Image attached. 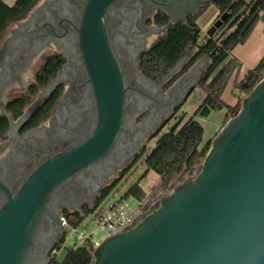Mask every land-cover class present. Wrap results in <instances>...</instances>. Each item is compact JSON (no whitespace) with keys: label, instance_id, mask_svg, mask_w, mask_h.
I'll return each instance as SVG.
<instances>
[{"label":"flooded vegetation","instance_id":"1","mask_svg":"<svg viewBox=\"0 0 264 264\" xmlns=\"http://www.w3.org/2000/svg\"><path fill=\"white\" fill-rule=\"evenodd\" d=\"M217 1L201 5L197 14L183 12L196 0H113L106 7L105 36L127 88L123 131L105 157L51 191L25 264H52L50 251L62 233L60 217H82L94 208L104 188L136 168L151 145L169 132L193 95L185 100L189 89L207 75V56L196 55L209 37L196 39L197 46L160 81L147 77L142 60L168 31L160 28L171 23L169 12H183L185 20L172 26L186 24L206 7L218 12ZM87 2L38 0L0 38V213L42 166L84 144L95 131L97 107L77 32ZM226 21L222 15L212 25L217 31ZM166 193L162 190L156 199Z\"/></svg>","mask_w":264,"mask_h":264},{"label":"water","instance_id":"2","mask_svg":"<svg viewBox=\"0 0 264 264\" xmlns=\"http://www.w3.org/2000/svg\"><path fill=\"white\" fill-rule=\"evenodd\" d=\"M112 1L88 0L77 29L97 107L95 131L42 166L0 213V264H25L51 191L105 157L123 131L127 88L104 31ZM214 1L196 0L183 12L197 14ZM183 12H169L171 23L160 31L178 19L184 22ZM215 31L213 26L208 37ZM91 264H264V78L212 141L195 177L163 197L156 209L139 214L130 228L103 240Z\"/></svg>","mask_w":264,"mask_h":264},{"label":"trees","instance_id":"3","mask_svg":"<svg viewBox=\"0 0 264 264\" xmlns=\"http://www.w3.org/2000/svg\"><path fill=\"white\" fill-rule=\"evenodd\" d=\"M37 1L16 0L9 6L0 0V38L13 23L22 19ZM215 7L219 12L217 18L226 15L227 21L222 28L198 46L196 58L208 57L215 50L210 57L206 78L197 85L200 91L199 104L187 119H185L186 113L182 112L170 126L167 137L145 152L140 161L145 165L146 173L152 172L164 177L175 168L191 170L200 159L205 157L212 143V140L208 139L201 145L203 128L197 119L208 118L213 112L224 111L226 116L232 114L231 119L237 114L239 104L230 106L221 99L232 74L239 67L238 61L231 58L230 54L235 47L245 44L259 22L264 26V0H250L248 3L243 0L234 2L219 0L215 2ZM198 16L188 18L186 24L173 25L153 44L142 60V67L148 78L160 81L184 54L197 46L196 39L200 35L196 23ZM263 70L264 55L257 65L248 71L249 78L246 85L235 84L234 87L240 92L249 93L259 82L258 75ZM128 172H122L104 188L95 206L123 180ZM124 196L140 200L143 191L138 185H133ZM89 212L91 210H87L85 215ZM65 217L73 226L78 225L82 220L77 214L75 217L66 214ZM91 262V249L88 245H82L68 248L62 262L53 259L52 264H91Z\"/></svg>","mask_w":264,"mask_h":264},{"label":"rangeland","instance_id":"4","mask_svg":"<svg viewBox=\"0 0 264 264\" xmlns=\"http://www.w3.org/2000/svg\"><path fill=\"white\" fill-rule=\"evenodd\" d=\"M216 15L217 10L213 6H209L206 7L197 17L196 22L200 29L199 41L208 37L212 27L214 26L212 24L216 18ZM263 27V23L259 22L255 26L252 32L253 35L248 44H245L244 47L239 46L235 51L234 55L239 59V70L235 71L232 74L228 84L235 89L236 93H225L224 99L227 102L231 101L233 97H236L237 93H239V91L234 87L235 84H241L242 86L246 85L249 78L248 71L251 70L254 63L256 62V59H258L264 51ZM186 67H188V64L186 65ZM263 78L264 70L259 73L258 80L260 81ZM247 95L248 93L242 92V94H240V96L237 98V104H239V107L236 110V113L241 110L243 100ZM199 100L200 97L192 95L182 107V111L179 113V115L182 112H185V119L189 118L192 115L193 110L199 104ZM231 116L232 114L226 116L225 112H213L208 118L197 119V121L203 128V138L201 145L204 144L208 139H211L213 141L225 127L226 123L231 119ZM151 147H153V145H151ZM203 160L204 158L200 159L199 163H197L189 171H184L181 168H175L164 177L157 176L152 172L146 173L145 165L140 161L139 163H137V167L130 170L125 175L123 180L110 192V196L108 198L112 199L114 194L115 199L124 197L126 198V202L131 203L133 211L137 212L138 201L135 198L125 197L124 195L127 193L130 187H132L133 185H138L143 190V192L147 193L144 196L143 207L147 210V213H149L152 210L156 209L159 205L160 200L166 195L172 193L176 187L186 181L192 180L199 172ZM162 190L167 191L166 195L163 197L160 196L158 199H156ZM82 217L83 218L81 222L78 225L74 226L75 231H72L71 229L68 230L65 242L62 244L57 256L54 258L56 259V261L62 262L66 254V250L68 248L74 247L73 245L75 244V239L80 233H83L87 238H91L92 241H102L104 239L103 234L98 229L97 221L94 217V211H91L86 215H82ZM83 241L84 237L79 242V245H81Z\"/></svg>","mask_w":264,"mask_h":264},{"label":"built area","instance_id":"5","mask_svg":"<svg viewBox=\"0 0 264 264\" xmlns=\"http://www.w3.org/2000/svg\"><path fill=\"white\" fill-rule=\"evenodd\" d=\"M193 95L197 97L200 96L199 89L196 87L193 90ZM143 191V190H142ZM147 193L143 192L142 199L138 200V211H133L131 203L125 201L126 198L115 199V194L112 199L108 198L110 193L101 200V202L92 208L91 211H94V217L97 221V226L99 231L103 234L104 239L109 238L110 236L127 230L133 225L134 218L141 212L144 202V196ZM83 218V217H82ZM60 225L62 228V233L60 239L56 242L53 248L50 251V256L54 259L62 244L65 242L66 235L68 230L75 231V227L69 223V220L65 216L60 217ZM84 237V241L81 245L79 242ZM102 240V241H103ZM102 241H92L91 238H87L83 233H80L75 239L74 247L88 245L93 252L99 247Z\"/></svg>","mask_w":264,"mask_h":264},{"label":"crops","instance_id":"6","mask_svg":"<svg viewBox=\"0 0 264 264\" xmlns=\"http://www.w3.org/2000/svg\"><path fill=\"white\" fill-rule=\"evenodd\" d=\"M2 1H3L5 4L11 6L16 0H2ZM217 15H218V12H217ZM217 15H216V17H217ZM252 35H253V34H251V35L249 36V38L247 39V41L245 42V44H248V42H249V40L251 39ZM245 44H244V45H245ZM244 45H242V46L244 47ZM238 47H239V46L235 47V48L233 49V51L231 52V58H234V59H236L237 61H239V59H238L234 54H235V51H236V49H237ZM243 47H242V48H243ZM240 49H241V48H240ZM237 51H239V50H237ZM263 55H264V51H263V53L260 55V57H259L258 59H256V62L254 63V65H253V67L251 68V70L257 65V63L260 61V59L262 58ZM237 70H239V67H238ZM230 89H231V90H230ZM228 92H230V93H232V94H233V93H236L235 89L232 88V86H230V85L228 84V85L226 86V88H225V90H224L222 96H221V99H222L225 103H227L228 105H230V106H235V105L237 104V98L240 96V94H242V92L239 91V93H237L236 97L234 96L233 99H232L231 101L227 102V101H225V99H224V94H225V93H228ZM234 95H235V94H234ZM222 112H224V111H221L220 113H222Z\"/></svg>","mask_w":264,"mask_h":264}]
</instances>
